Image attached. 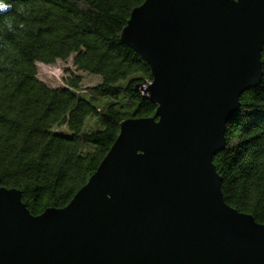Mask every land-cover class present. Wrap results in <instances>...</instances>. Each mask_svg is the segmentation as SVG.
<instances>
[{
  "label": "water",
  "instance_id": "water-1",
  "mask_svg": "<svg viewBox=\"0 0 264 264\" xmlns=\"http://www.w3.org/2000/svg\"><path fill=\"white\" fill-rule=\"evenodd\" d=\"M121 41L150 67L152 118L120 126L63 209L0 188V264H264V225L225 202L214 165L263 80L264 0H147Z\"/></svg>",
  "mask_w": 264,
  "mask_h": 264
},
{
  "label": "trees",
  "instance_id": "trees-1",
  "mask_svg": "<svg viewBox=\"0 0 264 264\" xmlns=\"http://www.w3.org/2000/svg\"><path fill=\"white\" fill-rule=\"evenodd\" d=\"M146 1L7 0L12 7L0 12V188L20 191L33 216L71 203L123 122L154 117L144 95L150 67L121 41ZM58 62L72 67L55 88L38 66ZM262 70L214 165L227 205L264 225V52ZM87 77L96 83L85 87Z\"/></svg>",
  "mask_w": 264,
  "mask_h": 264
},
{
  "label": "rangeland",
  "instance_id": "rangeland-1",
  "mask_svg": "<svg viewBox=\"0 0 264 264\" xmlns=\"http://www.w3.org/2000/svg\"><path fill=\"white\" fill-rule=\"evenodd\" d=\"M39 77L52 87H62L63 86V79L64 73L67 67H72L71 63L66 62H58L54 66H47V65H39ZM95 80H91L90 78H86L84 80V86H88L89 84H95Z\"/></svg>",
  "mask_w": 264,
  "mask_h": 264
},
{
  "label": "clouds",
  "instance_id": "clouds-1",
  "mask_svg": "<svg viewBox=\"0 0 264 264\" xmlns=\"http://www.w3.org/2000/svg\"><path fill=\"white\" fill-rule=\"evenodd\" d=\"M11 7L12 5L7 0H0V12H7ZM7 26L9 29L13 27L11 22H8Z\"/></svg>",
  "mask_w": 264,
  "mask_h": 264
}]
</instances>
